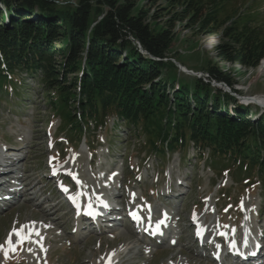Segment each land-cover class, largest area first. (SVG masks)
<instances>
[{
    "label": "trees",
    "instance_id": "1",
    "mask_svg": "<svg viewBox=\"0 0 264 264\" xmlns=\"http://www.w3.org/2000/svg\"><path fill=\"white\" fill-rule=\"evenodd\" d=\"M157 1L77 0L61 6V0H0V99L17 87L18 72L40 75L38 83L58 95L51 109L64 128L82 132L90 122L103 126L114 116L134 132L146 130L159 154L208 150L214 173L226 165L236 182L254 172L264 177V113L249 117L248 108L211 86L216 81L233 89L237 83L217 65L204 69L205 81L181 78L172 62L163 61L175 24L185 21L203 34L220 31L214 50L222 60L258 68L264 32L252 11L256 0L229 13L230 0H163L164 8H155L169 15L165 27L159 11H150ZM135 41L159 61L143 56ZM232 105L235 114L226 111Z\"/></svg>",
    "mask_w": 264,
    "mask_h": 264
},
{
    "label": "rangeland",
    "instance_id": "2",
    "mask_svg": "<svg viewBox=\"0 0 264 264\" xmlns=\"http://www.w3.org/2000/svg\"><path fill=\"white\" fill-rule=\"evenodd\" d=\"M61 1H63L61 6L66 5L65 2L74 6L77 0ZM249 1L230 0L227 12L237 7L244 9V5L247 6ZM164 6L163 0L157 1L156 4L151 5L150 11L152 13L157 10L155 7H159L160 10ZM252 11L259 15L257 25H261L264 32V0H256ZM158 15L162 16L159 22L165 27L169 15L161 11ZM224 17L222 16V20ZM187 23L180 21L175 24L173 31L175 39L167 56L168 60H164L165 63L169 61L174 65L181 63L189 70H193V75L198 78L202 77L205 81L208 75L204 69L210 64L217 65L237 82L236 87L231 89L216 81H212L211 86L234 96L243 107H247L245 103L248 99H253L255 95L264 97V59L261 60L258 68L245 67L222 60L214 50V45L220 37L218 33L220 31L203 34L197 27L189 28V23ZM177 68L178 73L183 74L181 68L179 66ZM189 75L184 74L181 78L193 77ZM16 76L20 82L15 89L19 90L21 95L15 96L14 89L8 96L0 99V146L4 151L6 147L10 148L8 151L21 153L17 168L23 177L22 182L31 183L29 189L36 184L37 187L23 195L18 202L13 200L0 203V246L7 251V258L5 251H0V264H95L98 260L102 264H108L116 250L125 244H131L125 240L130 236V231L126 227H120L115 232H95L90 235H87L89 229L83 228L80 229L81 239H74V231L76 232L75 228L78 227L75 225L72 212L71 214L68 212L72 209L60 203L59 198L61 189L71 190L72 185L76 193L84 190L75 185L76 182L82 180L81 178L78 179L72 174L68 176L63 170V167L76 160L81 162L82 167L77 173L80 176L84 175L88 180L86 184L88 190L96 191L105 181L114 182L113 185L120 187V191L116 189V194L123 192L119 197V202L126 201L125 207L132 203L142 206L155 199L157 201V197L163 194L165 184H173L168 188V192L164 193L173 199L168 198L159 205L153 206L155 210L152 214L146 215L143 209H140L141 213L148 218L155 215L158 219H163L166 213L162 212V208L170 205L174 200V195L179 193L175 198L178 195L180 197L173 203L179 213L175 214L178 216L172 224L175 229L174 238H177L179 243L174 247L166 244L158 250H155L157 246L151 245L149 249H146L145 256L137 259L136 264H189L188 259L180 252L193 246L192 237L195 233L192 230L186 233L182 230L188 228L192 221L199 218L207 217L209 225H216L215 233H222L227 229L236 231V233L245 232L243 225L247 222L246 220L252 223L260 222V229L264 232V177L259 178L254 172L251 175L247 174L248 176L242 175L240 179H244L243 182H236L235 172H232V169L228 170L226 165L221 166L218 170L220 172L214 173L210 168L208 150L204 155H201L195 148H190L185 154L178 152L172 154L168 152L169 149L159 154L149 144V135L145 132L146 130L139 133L134 132V129L129 127L125 121H120L114 116L107 118L103 126L90 122L89 127L82 128V132L74 128L65 127V129V121L61 119L56 110L51 109V103L54 100L58 101L55 91H49L38 83L40 75L30 77L23 71V73L18 72ZM172 95L173 91L170 90L169 96L172 97ZM74 105L77 106L76 103ZM249 110H255L258 114L261 112L256 106L249 107ZM4 143L6 145H3ZM21 146L22 150L19 148ZM52 166L56 168L55 172L51 171ZM110 175L112 176L109 177ZM184 176H186V181L182 185L179 179ZM246 177L249 180L245 179ZM110 179L113 182H110ZM175 189L179 190L173 194L172 191ZM39 190L41 193L39 192L38 197L32 201L28 194L32 195ZM113 194L111 191V195ZM165 202H167L166 205L160 208ZM217 207H222L221 214ZM246 207L253 211L251 217L246 213ZM33 213H39L49 218L51 222L61 224L54 235L41 232L39 236L31 237L36 241H39L41 237L46 238V241L42 240L43 249L46 251L39 244L31 242H24L14 251H8L9 234L13 232V229L19 230L27 223L31 225L30 223L34 222L31 219ZM241 214L245 216V219L240 224ZM124 217L126 216L122 214V220L128 218ZM181 219L184 221L182 222ZM17 221L22 222L17 224ZM53 227L54 225L51 224L50 228ZM58 238L59 241L55 243ZM15 239L16 236L12 235L13 245H16ZM139 240L140 238H133V243L137 248H141L142 245L148 247L141 242L142 240ZM43 243L46 244L43 245ZM193 249H196L198 253H203L198 245H195ZM200 259L202 258H195L193 264H200L198 262ZM205 263L211 264L210 261Z\"/></svg>",
    "mask_w": 264,
    "mask_h": 264
},
{
    "label": "bare ground",
    "instance_id": "3",
    "mask_svg": "<svg viewBox=\"0 0 264 264\" xmlns=\"http://www.w3.org/2000/svg\"><path fill=\"white\" fill-rule=\"evenodd\" d=\"M259 99H261L260 101H258L259 105L264 107V98H259ZM19 148H20V150H22L23 147L21 146ZM6 156H8V157H6ZM14 156H16V158L18 160L17 165H14L13 167L10 168L12 171L14 170L13 172L10 170L8 171V173L12 174V177L14 179V183L8 185V187L11 191V193H10L11 196H9L8 198L0 197V203L2 201L11 202L13 200L15 202L16 201L18 202V200H20V198H22L23 195H25L26 193H30L32 189L37 187V184H36L32 189H29L31 187V183L25 184L22 182L23 177L21 176L19 169L16 168V166L17 167L19 166V158L21 157V153L16 154L15 151L11 150L6 154V152L3 150V147L0 146V164H1L0 170L5 172L7 169V166H6L7 163L12 162L11 160H12V158H14ZM3 159L6 160L4 163L2 162ZM9 164L13 165L12 163H9ZM81 167H82L81 162L79 160H76L74 162L67 164L63 168V170L67 171L68 173L76 175V173L78 172V169ZM4 172H2V173H4ZM10 174H5V175H10ZM77 177L82 179L81 183L86 187V184H88V180L85 179L84 175L80 176V174H79V175H77ZM2 182H3V180L0 179V187L3 186ZM20 184L22 186H20ZM23 184H24V186H23ZM171 186H173V185H171ZM80 187H82V185ZM40 191L41 190L37 191L36 193H34L32 195L28 194V197H30V199L32 201H34L38 197V194ZM98 191H102V189L99 188ZM68 192H69V190H66V193H68ZM85 194H90L88 189H85V191L82 194H80V193L75 194L76 196L73 197V199L74 198L76 199L75 201L74 200H72V201L74 202L73 208L74 207L77 208V211H76L77 213H75L77 217L79 216L78 212L80 215L84 216V214L81 211H84V209L86 211V209H87V204H86L87 201L85 200ZM106 196L108 198L112 197L111 191L109 192V194L106 192ZM166 203L167 202L163 203L160 206V208L164 207L166 205ZM21 207L22 206H20V208ZM109 208L111 210H114L116 207L106 205V206H102L101 208H99L97 210V212L100 213L99 219L103 220V223H100V222H93V223H88V224L77 223L78 228L76 229L77 231L75 232L74 239L80 240L81 239L80 229L81 230L83 228L87 229L89 226H92L91 229H93L96 232L104 231V230H107V231L109 230V232L117 231V229H115V228H112L111 230L106 228L105 224L108 223L107 222L108 216H106L105 218H103V217L105 216L104 213L109 211ZM113 213H114L113 217L115 219L111 222L114 225H120V221H122V218L121 219H118V218L122 214L125 215V213L120 214V210H115ZM133 213H136L137 215L140 216L141 222H143V220H145L146 223H149V222L152 223L151 227L149 228V232H151L157 226L160 227L164 222V219L160 220V218L158 219L155 215H152L151 217L148 218L146 215L141 213V210L138 207H132V210H129L128 215L133 216ZM246 213L248 214L249 217H251V215L253 214V211L249 207H246ZM125 216H127V214ZM157 216H158V213H157ZM127 217H129V216H127ZM31 219L35 222L33 224H35L36 231H38L40 234H41V232H44V233L46 232L49 235H54V232L58 231L57 229L60 228V226H61V224L51 222L49 218L44 217L42 215H39V213L38 214L33 213L31 215ZM93 219H94V217H93ZM151 219H153V221H151ZM174 219H175V217H172L171 221H173ZM181 221L183 222L184 220L181 219ZM246 221L247 222L244 221L245 224L243 225V229L245 230V232L236 233V231H232L230 229H227V230H224L222 233H215L214 229H215L216 225H212V224L208 225L207 223L203 224L205 222V220L203 218L196 219L194 222L192 221L190 223L188 228H183V230H182V231H185V233L188 232L189 230H192L195 233V236L192 237V239H194L193 246H191L190 248L182 250L180 252V254L185 256L188 259L189 264H193V262L195 261V258H202V259H200V261H198V262H200V264H207V263H205L207 261L208 262L210 261V263L212 264V262H214V260H215L214 257L220 258L219 256L222 255V252L225 250V248H227V250H228V255L226 256V258L230 257L232 259L229 264H232V262L234 264H240V260H238V259H241L243 262H246L244 264H251L252 260H255L256 258L262 257L264 259V254H263L264 252L260 249V246L258 245V244H260V242L264 243V232H262V230L260 229V222L252 223L248 220H246ZM248 222H250L251 224H250V226L247 227ZM51 224L54 225L53 228H50ZM258 226H259V228H257ZM96 229H98V230H96ZM240 229L242 230V228H240ZM27 231H28V229L26 228L25 232H27ZM238 231H240V230H238ZM129 234H130V236L126 237L125 240L128 243L131 242L132 246H131V244H128V245L125 244L122 248L116 250V252L113 253L112 258L109 260L111 262V264H118L120 262L128 263V264H136L137 259L145 256L146 249H149V246H151V245L156 246L155 244H153V242H150V244L149 243L146 244L144 241H141V242H143V244L148 245V247H145L144 245H142L141 248H137V246L133 243V238H137V235L132 230L130 231ZM246 235H250V236L247 237ZM34 236H36V235H33L32 237H34ZM203 237H207L208 240L202 241ZM54 238H57V237H54ZM129 238H132V239H129ZM18 239L19 238L16 236V239H15L16 244H17ZM43 240L46 241V238H44ZM57 241H59V238L57 240H55V243ZM194 244L198 245V248L202 249L203 253L202 252L198 253L196 251L197 248L194 250L193 249L195 246ZM220 247H222V248H220ZM210 254L213 255V260L210 258ZM229 254H230V256H229ZM174 259L175 258L173 257V260ZM115 261H117V262H115ZM95 264H102V263L100 260H98V261H96ZM108 264H109V262H108ZM216 264H226V263H224V262L218 263V261H217Z\"/></svg>",
    "mask_w": 264,
    "mask_h": 264
},
{
    "label": "snow or ice",
    "instance_id": "4",
    "mask_svg": "<svg viewBox=\"0 0 264 264\" xmlns=\"http://www.w3.org/2000/svg\"><path fill=\"white\" fill-rule=\"evenodd\" d=\"M69 174H71V173H69ZM241 207H243L242 204H241ZM133 216H134V218L139 219V217H138V215L136 213H133ZM26 228L28 229L27 232H25ZM158 230H159V228L157 226V231ZM12 235H15V236H17L19 238L16 245L12 244V240H11ZM33 235H36V236L40 235V233L38 231H36L35 224L24 225L19 230L13 229V232L9 234V239L7 241L8 245H9L8 251H14L16 247H18L19 245L23 244L24 242H31V243L39 244L40 247L43 249V246H42L43 237H41V239L39 241H36V240H32L31 239V237ZM43 250L46 251V249H43ZM0 251H5L3 246H0ZM29 251H31V249H29ZM5 255H6V258H7V251H5ZM109 264H111L110 261H109Z\"/></svg>",
    "mask_w": 264,
    "mask_h": 264
},
{
    "label": "built area",
    "instance_id": "5",
    "mask_svg": "<svg viewBox=\"0 0 264 264\" xmlns=\"http://www.w3.org/2000/svg\"><path fill=\"white\" fill-rule=\"evenodd\" d=\"M135 43L138 45V47H140V44L137 41H135Z\"/></svg>",
    "mask_w": 264,
    "mask_h": 264
}]
</instances>
